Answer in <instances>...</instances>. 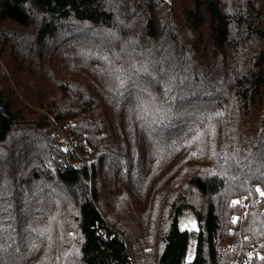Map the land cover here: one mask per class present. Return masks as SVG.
<instances>
[{"label":"trees","instance_id":"obj_1","mask_svg":"<svg viewBox=\"0 0 264 264\" xmlns=\"http://www.w3.org/2000/svg\"><path fill=\"white\" fill-rule=\"evenodd\" d=\"M258 189L264 0H0L2 264H264Z\"/></svg>","mask_w":264,"mask_h":264},{"label":"snow or ice","instance_id":"obj_2","mask_svg":"<svg viewBox=\"0 0 264 264\" xmlns=\"http://www.w3.org/2000/svg\"><path fill=\"white\" fill-rule=\"evenodd\" d=\"M107 59V58H105ZM137 71H145L147 72V67H144L143 69H137ZM162 71H164V69H162ZM117 80H119V83L121 86H123L124 84V79L122 77L117 76L116 77ZM166 91H169V89H166ZM150 96V100L147 102V104L145 103V101H143L142 99L140 100V102L137 105V111H138V115L140 116L141 119L144 118L143 113L148 111V109L152 110V114L153 115H159V116H165L167 113V110L164 108V106L162 104L157 105L156 104V98L155 97H151V94H149ZM199 136H195L193 139V142L195 141V139H198ZM258 191H260L258 189ZM260 195L264 196V191H260ZM240 201H233V205H237L239 204ZM239 219V217L233 218V223L237 222V220ZM41 235H43V232L40 233ZM0 239H2V236H0ZM33 248L36 247V245L32 246ZM5 249L3 248L2 243H0V252L4 251ZM0 264H2V262H0Z\"/></svg>","mask_w":264,"mask_h":264},{"label":"rangeland","instance_id":"obj_3","mask_svg":"<svg viewBox=\"0 0 264 264\" xmlns=\"http://www.w3.org/2000/svg\"><path fill=\"white\" fill-rule=\"evenodd\" d=\"M201 201H203L202 198L199 201H197V202H200L199 204L201 205L202 204ZM182 221L185 224L192 223V222H194V217L192 215H190V214H186V215L183 216ZM259 244H260L259 242L254 243L253 248H256V249L255 250L253 249V250L256 252L257 257H262L264 255V251L259 248ZM223 246L226 247L227 244L224 243ZM257 247H258V249H257Z\"/></svg>","mask_w":264,"mask_h":264},{"label":"built area","instance_id":"obj_4","mask_svg":"<svg viewBox=\"0 0 264 264\" xmlns=\"http://www.w3.org/2000/svg\"><path fill=\"white\" fill-rule=\"evenodd\" d=\"M101 232L104 233V230H102Z\"/></svg>","mask_w":264,"mask_h":264}]
</instances>
